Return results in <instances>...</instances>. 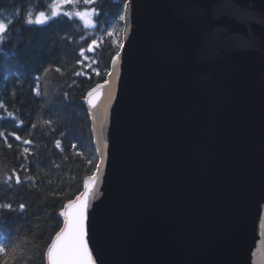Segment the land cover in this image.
<instances>
[{
	"label": "water",
	"instance_id": "95a60500",
	"mask_svg": "<svg viewBox=\"0 0 264 264\" xmlns=\"http://www.w3.org/2000/svg\"><path fill=\"white\" fill-rule=\"evenodd\" d=\"M126 3L112 102L83 100L94 257L264 264V0Z\"/></svg>",
	"mask_w": 264,
	"mask_h": 264
},
{
	"label": "trees",
	"instance_id": "16d2710c",
	"mask_svg": "<svg viewBox=\"0 0 264 264\" xmlns=\"http://www.w3.org/2000/svg\"><path fill=\"white\" fill-rule=\"evenodd\" d=\"M52 3L0 0V264H47L60 212L95 171L97 160L87 161L98 158L84 97L107 78L122 44L126 0H75L56 17ZM85 10L89 22L76 15ZM40 12L50 19L28 23Z\"/></svg>",
	"mask_w": 264,
	"mask_h": 264
},
{
	"label": "snow or ice",
	"instance_id": "6c2138e0",
	"mask_svg": "<svg viewBox=\"0 0 264 264\" xmlns=\"http://www.w3.org/2000/svg\"><path fill=\"white\" fill-rule=\"evenodd\" d=\"M75 0H56V3L53 6L52 17L59 15L58 8L63 4L73 3ZM86 4L92 3V0H84ZM125 9L129 7V4L124 5ZM65 15H70V13H65ZM76 15L84 18L87 15V10L83 12H76ZM50 18L45 15L44 12H40L35 19V21L29 19L28 23L35 24H44ZM126 16L121 15L120 20H125ZM7 28V25L0 22V34L4 33ZM109 36L113 35L112 32L108 33ZM97 44V41L93 40L92 43L88 46V51H94V45ZM119 48L123 49L124 45L119 44ZM81 54L83 55L84 49H81ZM87 58V57H86ZM122 59V52L116 51L115 55L111 57V64L113 68L117 65L118 61ZM77 63H83V61H77ZM91 67V66H89ZM56 71H60L59 68ZM93 71L97 76L101 74L100 69L94 68ZM76 75H81L77 72ZM106 77H113L115 72L112 70H106ZM115 80L105 78L103 83H98L95 87L91 88L87 95L84 97L90 107L96 109L98 107L97 102L100 100L101 95H103L108 103L112 102L113 92L115 90ZM38 92V89H36ZM35 127V125H33ZM17 140L20 139L19 136L16 137ZM25 143H31V141H24ZM57 147L60 146V141L56 142ZM73 148L76 145H72ZM27 151V149H25ZM97 153H100V156L93 157L87 161L89 165L93 164V160H97L95 163V171L92 176L85 180L84 191L76 195L75 199L69 200L60 212V215L64 217V226L56 233L55 239L52 243L48 245L47 252L45 253L48 264H98V257H94L93 251L90 248V204L89 196L91 195L95 199V193L93 188L99 180V173L104 165V154L100 148L96 149ZM17 183H19V177H17ZM4 208L11 209L10 204L3 205ZM25 206L20 205V208L23 209ZM6 251L5 248L0 247V252Z\"/></svg>",
	"mask_w": 264,
	"mask_h": 264
},
{
	"label": "rangeland",
	"instance_id": "374dc122",
	"mask_svg": "<svg viewBox=\"0 0 264 264\" xmlns=\"http://www.w3.org/2000/svg\"><path fill=\"white\" fill-rule=\"evenodd\" d=\"M55 3H56V0H53L52 8H53V6H54ZM37 16H38V15H35L34 18H32L31 20L35 21V19L37 18ZM88 17H89L88 15L84 16V20H85L86 22H89ZM2 23H4V22H2Z\"/></svg>",
	"mask_w": 264,
	"mask_h": 264
}]
</instances>
